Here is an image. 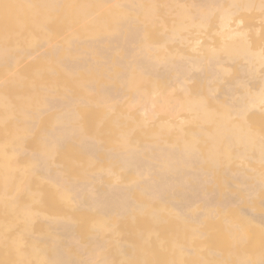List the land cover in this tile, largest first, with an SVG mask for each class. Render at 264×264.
Returning <instances> with one entry per match:
<instances>
[{"label": "rangeland", "instance_id": "1", "mask_svg": "<svg viewBox=\"0 0 264 264\" xmlns=\"http://www.w3.org/2000/svg\"><path fill=\"white\" fill-rule=\"evenodd\" d=\"M164 1L0 0V264H50L57 253L62 261L56 264H264V223L240 228L242 215L264 216V175L259 176L264 162L255 148L259 144L254 142L249 153L238 156L247 143L215 124L204 126L189 109L169 117L155 105L154 119L144 128L136 123L140 107L128 108L132 98L144 91L151 92L156 102L163 93L185 99L206 86L212 89L210 96L222 101L231 87L242 96L260 88L264 18L258 21L252 16L258 12L234 13L230 28L220 29L221 15L249 0H215L218 5L205 15L195 10V0ZM250 1L261 3L264 11V0ZM131 30L138 33L133 44L127 41ZM233 31L245 34V42L239 44L263 55L250 71L243 57L227 56L236 41ZM34 49L35 59L18 63L17 57ZM141 52L176 60L201 53L206 82L194 80L180 92L171 81L153 86L129 66L140 61ZM207 57H217L221 65L211 70L208 61L203 62ZM68 62L77 68L53 73ZM84 84L91 88H82ZM109 85L122 97L121 104L111 111L90 107ZM262 99L264 105V88ZM210 104L218 105L211 97ZM162 118L169 119L164 126L157 124ZM257 118H248V126L237 120L229 128L246 130ZM179 124L184 139L176 132ZM200 126L196 147L206 148V134L212 131H218L221 154L229 146V156L221 158L226 164L222 168L205 166L204 150L191 164L182 158L185 153H178ZM47 144L50 151H45ZM153 144L166 151L142 152L139 171L119 169L122 158ZM140 160L150 164L148 175H138L145 170ZM244 168L262 184L254 199L242 193L239 181L229 180ZM163 171H169L170 181L185 176L186 184L175 186L171 181L163 197L149 201L150 185L138 179L156 181ZM89 177L95 180L89 187L98 191L128 188L125 200L134 212L116 211L101 231H95L99 213L88 209L80 211L85 213L81 217L73 211L75 203L65 198L80 195V186L88 184ZM201 180L207 181L206 186L198 183ZM209 199L236 205L224 211L218 207L211 217H202ZM183 204L186 211L179 215L174 208ZM155 209L163 212L162 219H156ZM60 217H70V231L61 229ZM229 232H236V238Z\"/></svg>", "mask_w": 264, "mask_h": 264}, {"label": "bare ground", "instance_id": "2", "mask_svg": "<svg viewBox=\"0 0 264 264\" xmlns=\"http://www.w3.org/2000/svg\"><path fill=\"white\" fill-rule=\"evenodd\" d=\"M65 1V0H63ZM158 1V0H156ZM165 3L169 2L168 0L164 1ZM218 3L215 2V0H195L194 8H196V11H199L202 15H205V12L211 11L214 6H217ZM229 7V5H227ZM226 6V7H227ZM191 7V6H190ZM262 4L257 3L254 1H246L239 6L235 7V11L233 12H225L221 15V23H220V29H227L230 28L229 24L231 21V16L234 15V13H252V12H258L257 14H253L258 21H262L264 18V11H262ZM261 12V13H260ZM231 36L236 39L235 42H231V47L229 51L227 52V56H241L245 60L249 62L248 70H251V64L258 62L260 59L263 58V55L260 51L252 52L246 44H239L240 42H245L246 37L243 32L233 31L231 33ZM117 40L119 38L115 37ZM126 38V37H125ZM138 38V33L135 30H131L127 36V41L130 44L135 43V41ZM198 50V49H197ZM196 50V51H197ZM37 49H34L33 51L29 52L26 56H20L21 58H16L18 63L23 62L22 60L27 59H33L37 56ZM201 52V51H200ZM205 58V57H204ZM35 59V58H34ZM202 54H196V56L191 57L190 59H156L152 57L148 53L141 52L140 54V61H136L131 63L133 66L136 65V69L132 67L130 64L131 71L137 70V72H140V80L142 79H148L152 81L153 86H158L160 82L165 81H171L174 83L172 86H176L177 90L180 92L185 89L187 84H190L194 80H198L201 82H206V78L203 76V73L201 71V60ZM208 61V63L211 65V70H214L215 67L220 66L221 63L218 60L217 57H213L211 60L209 57L203 60V62ZM75 62H68L65 65L57 66L53 73H59V72H70L71 70L76 69ZM137 74L136 72L134 75ZM138 75V74H137ZM240 82V81H238ZM242 83L246 86L248 82L242 81ZM84 89H90V84H84L81 86ZM264 88V82L262 83V86L260 88L255 89V91H247L244 93V96L237 93V90L234 87L229 88L227 91L223 93V100L220 101L218 97L210 96V93L212 92V89L209 87H204L201 89V91L196 95H184L186 96L185 99H179L177 97H171L170 95H165V93L162 94L161 98L154 101L153 98L150 97L151 92H140V96L136 95L132 98L131 102L128 104V108L134 107H140L138 109L140 113V119L136 121V123H140L144 128L151 123L154 119L153 115V107L156 105L160 106V111L163 113H170L168 116L172 117L174 113H176L178 110H191V113L194 116L199 117V122L203 124L204 126H212L215 124L217 127H221L222 129L227 130L230 132V135L233 139H239L238 141L240 143H247V145H244V147L239 151L238 156H242L244 154H247L250 152L251 148L254 147L253 143L256 142L259 145L256 146V150L261 156H258L260 158L261 162H264V105L262 104V89ZM90 93V92H88ZM87 93V94H88ZM98 96L95 97V100L90 103V107L99 108L100 110H114L116 106H118L122 99L114 90L113 88L109 86H104L102 90L98 92ZM188 97L190 99H188ZM210 97L215 100V103H217V107H213V105L210 104ZM239 97V100H237ZM123 103V102H122ZM193 116V117H194ZM252 116H258L257 119L254 120L251 127H248L246 130H242L241 128H237V130L229 128V125L231 123L237 122V120L245 121L244 123L248 122V118ZM168 117V118H169ZM168 118H162L157 122L158 125L164 126L166 125V121L169 120ZM156 124V122L154 123ZM248 126V124L246 123ZM176 132L178 133L179 137L181 139L185 138V132L183 129V125L179 124L177 125ZM200 132L195 133H189L188 139L185 141V144L182 146H179L182 148V150L178 153H185V163L189 162L190 164L193 161H196V155L203 153V162L205 163V166H208L211 170H214L216 168H222L225 166V162L221 160V158L228 157L229 155L226 153L229 151V146L225 148L224 152L221 154V152L218 151L219 149V143L217 141L218 139V131L209 132L206 135L208 136L207 139H209L208 145L204 149H200L196 147L195 145L198 143V135L200 133L202 134V126H200ZM129 131H126L128 133ZM125 134L121 135V138H124ZM42 147V146H41ZM40 147V148H41ZM51 144H47L45 147V151L51 150ZM49 149V150H48ZM151 149H159L164 150L158 147V145L153 144L151 146H144L143 148H140L138 150L133 151L135 156H132L130 158H122V160L119 162V169L124 172H130L132 169H137L139 171V160L138 155H140L142 152L149 153ZM95 150V149H94ZM171 151V149L169 148ZM228 150V151H227ZM86 151L89 153L90 149H86ZM166 151V150H164ZM41 154V153H40ZM170 156L173 155V149L169 154ZM224 157H223V156ZM189 157V160L186 159V157ZM40 158L42 160L45 159L44 155H41ZM201 158V157H200ZM258 160V163H260ZM182 162V161H181ZM184 164V162L182 163ZM181 164V165H182ZM140 165L144 166V172L138 173L139 176L148 175L149 173L146 172V169L150 168L149 163H144L140 160ZM174 174H177L175 171H173ZM169 171H163L161 173H157V175L160 177L159 180H144V179H138L141 184H148L150 185L147 187L148 194L146 195L147 199L153 200L156 198L163 197V195L166 193L168 187H171V181L174 183L175 186H178L179 184L183 185L186 184V182H183V179L185 176L180 177H173L170 178L171 181L168 179ZM214 173V171H213ZM186 175H190L189 173H185ZM204 175V173H202ZM264 175V172H261L259 176ZM193 178L194 175L192 173ZM210 176V174L208 175ZM90 181L88 184H86L84 187L82 185L80 186V195L74 196L73 198H69V195H66L65 198L67 200L70 199L71 202L75 203L77 206L75 209H73L74 212L79 211V215L82 217L85 216V213H81L80 211H86L91 210L92 212H98L99 213V220L96 222L94 226V230L101 231L105 222L110 220L112 217L115 216L116 211L120 212L122 215H127L130 212L133 213L134 210H130V204L125 200L128 188H120V187H109L106 189V191H98L90 188V184L93 183L95 180L93 178H88ZM200 179L197 177L196 180ZM229 180L233 182L239 181V183L244 187L242 189V193L246 196H249L250 198L254 199L256 198L258 192L262 188V184L256 181L255 179H252V172L248 168L242 169L241 172H239L238 175H232L229 176ZM158 181H161L159 183H156ZM151 182V183H150ZM178 183V185H177ZM199 184L202 186H206L205 184L207 181L201 180L198 181ZM84 185V184H83ZM79 188V187H78ZM86 192H89V195L86 194ZM198 199V196H196ZM195 199V196L191 198V200ZM186 203H188V200H185ZM209 207L206 208L204 214L202 217H211V214L214 215L217 209L221 207L223 211L225 208L229 207L231 204L234 207L236 204L232 203L231 201H226L220 203L219 201L214 202V200L209 199L208 200ZM146 203L144 202V205ZM219 207V208H218ZM217 208V209H216ZM176 212L179 215H184L186 211V206L183 204V206L180 207L176 206L174 208ZM155 211V217L157 220H160L163 218L162 213L160 211ZM130 213V214H131ZM70 217H60L59 222H62L61 229L65 232L70 231L72 228V224L70 222ZM240 228L246 229L247 227L253 226L257 223H264V216L263 215H256L252 213L244 214L242 215L240 219ZM198 227H201L198 226ZM197 227V228H198ZM196 232V231H195ZM198 233V232H197ZM233 237L236 238V232H229ZM150 235L148 236V240ZM61 254H55V258L52 260L50 264H56L58 262L62 261V258L60 256Z\"/></svg>", "mask_w": 264, "mask_h": 264}]
</instances>
